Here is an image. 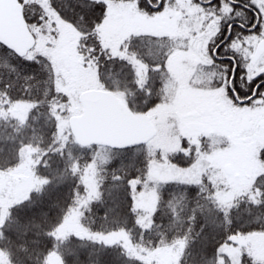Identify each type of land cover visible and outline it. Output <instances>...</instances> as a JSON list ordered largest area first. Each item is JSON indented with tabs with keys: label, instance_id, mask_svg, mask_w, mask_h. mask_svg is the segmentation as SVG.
I'll return each instance as SVG.
<instances>
[{
	"label": "trees",
	"instance_id": "1",
	"mask_svg": "<svg viewBox=\"0 0 264 264\" xmlns=\"http://www.w3.org/2000/svg\"><path fill=\"white\" fill-rule=\"evenodd\" d=\"M46 1L80 32L77 50L86 60L95 62L104 90L116 95L124 93L126 105L143 116L165 101L162 87L169 77L166 61L176 43L173 35H131L121 44L118 52L122 55L113 54L109 48L102 47L97 30L106 17L107 6L103 15L97 10L90 17L95 27L89 31L75 20L79 9L65 7L85 0ZM103 3L106 5L104 0ZM22 5V14L37 37L33 24L43 15L41 2L23 0ZM35 45L23 58L37 63L23 66L12 51L5 53L0 48V111L6 110L0 113V178L24 168L26 173L14 175L8 183L16 184L29 175L36 177L24 195L0 205V252L9 264H50L53 254L59 256L61 264H87L88 254L95 253L104 255V264H264L263 258L246 250L239 262L225 257L222 248L231 242L221 243L226 237L231 241L237 234L264 233V176L254 185L255 196L240 195L231 201H222L214 185L206 179L163 181L156 188L155 208L146 215L136 207L135 194L143 187L151 162L161 159L160 153L152 155L146 144L125 149L81 146L69 129L60 131L58 125L66 113L67 96L58 88L60 74L51 56L39 51L33 53ZM149 46L159 55L146 56ZM94 49H98L95 55ZM134 60L146 64L145 74L137 73ZM149 92L151 95L145 99ZM14 102L30 104L25 120L8 112ZM100 148L108 151V157L96 165L97 193L89 198L86 176L91 163L97 161ZM192 157L190 152L168 156L179 163L191 162ZM117 185L119 191L114 190ZM41 191L50 194L44 202L49 215L45 220L37 219L36 226L22 235L16 221L34 215H25V210ZM117 205L115 212L109 211ZM237 206L242 212L239 219L232 211ZM78 209L80 224L88 233L124 231L132 249L120 242L78 233L57 234L72 210ZM244 209H251L252 214L243 212ZM171 248L178 249L174 262L167 261L165 252Z\"/></svg>",
	"mask_w": 264,
	"mask_h": 264
},
{
	"label": "rangeland",
	"instance_id": "2",
	"mask_svg": "<svg viewBox=\"0 0 264 264\" xmlns=\"http://www.w3.org/2000/svg\"><path fill=\"white\" fill-rule=\"evenodd\" d=\"M30 1L41 2L43 8L39 22L33 24L37 35L33 53L39 51L51 56L60 74L58 88L67 96V103L64 106L66 113L58 126L60 131H71L69 118L80 115L84 110L79 93L88 89L102 90L103 86L99 82L95 62L86 60L77 50L80 32L62 19L46 0ZM184 3L193 12L185 14L172 8L146 15L124 0H107L106 17L97 28L102 47L119 55H122L118 52L122 42L131 35H176L175 46L166 61L169 77L165 85V101L144 117L155 129V135L146 143V149L152 155L160 153L161 158L151 162L147 179L135 194L136 207L146 215L155 208L156 188L163 181L199 182L206 179L214 185L215 193L222 201H231L240 195L255 196L254 185L264 172V162L260 159L264 148V106H240L225 96L227 93L222 86L216 90L205 88V85L207 87L216 81L215 76L207 71L208 64L201 59V54L208 53L214 25L205 22L206 18L197 3L192 0H184ZM199 40L203 42L197 48ZM251 42L253 37H248L244 48H248ZM134 64L140 76L147 72L145 63L136 60ZM117 95L126 101L124 93ZM29 109L27 102H14L8 112L25 120ZM2 110L0 113L4 114L6 110ZM183 141L188 147L183 146ZM177 152L192 153V161L180 164L168 158ZM107 153L106 149L100 148L97 161L91 163L88 169L86 183L89 198L97 193L96 165L107 159ZM226 166L232 167V172H227ZM26 171L27 168L19 169L7 178H0V205L17 200L34 184L36 177L29 174L28 178L16 184L8 183V179ZM67 233L120 242L132 249L129 236L124 231L101 235L88 233L80 224L79 209L72 210L57 229L59 235ZM244 250L264 260V233L237 234L232 236L230 244L222 248L224 256L236 262L240 261ZM165 252L169 258L167 261H176L178 249L171 248ZM49 263L61 264V260L53 254ZM0 264H9L1 252Z\"/></svg>",
	"mask_w": 264,
	"mask_h": 264
},
{
	"label": "snow or ice",
	"instance_id": "3",
	"mask_svg": "<svg viewBox=\"0 0 264 264\" xmlns=\"http://www.w3.org/2000/svg\"><path fill=\"white\" fill-rule=\"evenodd\" d=\"M167 0H137V6L141 9H146L149 13L160 12L164 9ZM174 2V0H173ZM194 3L200 5L205 14L209 15V20H217V30L208 42V56L212 61L213 67H219L223 73L219 81H216L217 87H223L228 97L233 103L243 106H264V71L257 73L251 79L248 76L247 63L249 57L246 52L238 51L234 45H243L248 37L259 36L264 38V0H193ZM23 3V0H21ZM66 8L74 7L79 9V15L75 17L81 24L91 31L95 24L91 23L92 17L97 10L103 15L106 5L103 0H85L80 4H68ZM99 19L97 18V23ZM0 48L7 53L9 48L0 43ZM98 49L93 50V55ZM149 58L159 55L158 51H154L149 46L144 53ZM227 54V55H222ZM21 66L25 63L35 64V60H26L17 55ZM99 63V61H97ZM244 84V88L241 87ZM146 87V86H145ZM246 89V90H245ZM149 92L145 99L150 96ZM259 102V103H257ZM187 147V145H185ZM119 191V185L114 188ZM111 194V193H110ZM50 194L41 191L38 198L35 199L25 210V215L28 213L34 214L30 219L25 220L23 217L16 221L17 230L22 235H27L29 229L36 226V220H45L49 215L44 207V202ZM117 205L110 208V212H115ZM203 211V209H201ZM134 211V209H133ZM237 215V219L242 214L239 206L232 209ZM248 215H251V209H244ZM209 216L211 210H208ZM38 214V215H35ZM207 219V218H206ZM64 217H61V223ZM211 222V221H209ZM59 225H56L58 227ZM232 235H235L234 233ZM231 242L228 237L221 243ZM220 245H217L219 248ZM87 264H104V255L101 253L88 254Z\"/></svg>",
	"mask_w": 264,
	"mask_h": 264
},
{
	"label": "water",
	"instance_id": "4",
	"mask_svg": "<svg viewBox=\"0 0 264 264\" xmlns=\"http://www.w3.org/2000/svg\"><path fill=\"white\" fill-rule=\"evenodd\" d=\"M18 0H0V43L20 57L25 56L35 36L21 15ZM264 40L258 45L256 56ZM79 100L84 106L80 115L69 118V127L77 144L100 145L114 149L139 146L150 141L155 130L152 124L132 112L115 94L107 90H85ZM227 172L232 167L226 166Z\"/></svg>",
	"mask_w": 264,
	"mask_h": 264
},
{
	"label": "flooded vegetation",
	"instance_id": "5",
	"mask_svg": "<svg viewBox=\"0 0 264 264\" xmlns=\"http://www.w3.org/2000/svg\"><path fill=\"white\" fill-rule=\"evenodd\" d=\"M107 3V0H104ZM128 3L133 4L139 13L142 14H146V15H150L152 13H149L146 9H141L137 6V0H124ZM193 1V0H192ZM199 5V4H198ZM200 6V5H199ZM176 9L177 11L180 10L181 12H184L185 14H190L191 12H193V10L191 8H189L188 5H186V3H184V0H167V2L165 3L164 9L160 12L166 11L168 9ZM202 9V8H201ZM203 14L205 16V22L207 23H211L213 24V28H212V32L214 35L215 31L217 30V20H209V15L210 14H205L204 10L202 9ZM189 12V13H188ZM153 13H157V12H153ZM164 36H168V35H164ZM176 38V35H173ZM253 37V42H251L250 46L248 48H244V46L246 47L245 44H243L242 46L237 44L234 45V47H236L238 49V51H242V52H246L247 56L249 57L248 63H247V68H248V76L249 79H251L253 76H255L257 73L264 71V44L262 45V47L260 48L259 53L256 56V52L258 50V45L264 40V38L259 37V36H252ZM203 42V40H199L197 42V48L200 47L201 43ZM245 42V41H244ZM247 43V42H246ZM222 55H227V54H222ZM201 59L205 64H208V68L207 71L208 73H210L211 75L213 74L215 76L216 81H219L220 78L222 77L223 73L219 70V67H213L212 66V61H209L210 58L208 56V53L206 54H201ZM206 68V67H205ZM167 69V68H166ZM168 70V69H167ZM168 76V74H167ZM168 79V78H167ZM167 79L165 78V81L163 83V90L165 91V85H166V81ZM215 81V82H216ZM241 87L244 88V84L241 83ZM205 88H209V89H218L219 87H217V84L214 83L212 85H205ZM221 89V88H220ZM224 89V88H223ZM246 90V89H245ZM228 97V95H225ZM260 159L263 160L264 162V148L262 150V153L260 155ZM264 164V163H263ZM261 176H264V172L262 173ZM261 176H258V178H260Z\"/></svg>",
	"mask_w": 264,
	"mask_h": 264
}]
</instances>
